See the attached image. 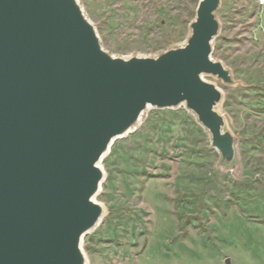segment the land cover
<instances>
[{
    "label": "water",
    "instance_id": "1",
    "mask_svg": "<svg viewBox=\"0 0 264 264\" xmlns=\"http://www.w3.org/2000/svg\"><path fill=\"white\" fill-rule=\"evenodd\" d=\"M219 5L199 0L183 45L124 58L102 47L78 0H0V264H86L99 164L147 108L185 106L218 165H235L222 93L204 78L235 84L212 58Z\"/></svg>",
    "mask_w": 264,
    "mask_h": 264
},
{
    "label": "rangeland",
    "instance_id": "2",
    "mask_svg": "<svg viewBox=\"0 0 264 264\" xmlns=\"http://www.w3.org/2000/svg\"><path fill=\"white\" fill-rule=\"evenodd\" d=\"M102 47L117 57L183 45L199 0H78ZM212 58L234 85L217 106L237 138L232 168L185 106L150 108L101 166L99 224L82 240L87 264H264V7L220 0Z\"/></svg>",
    "mask_w": 264,
    "mask_h": 264
},
{
    "label": "bare ground",
    "instance_id": "3",
    "mask_svg": "<svg viewBox=\"0 0 264 264\" xmlns=\"http://www.w3.org/2000/svg\"><path fill=\"white\" fill-rule=\"evenodd\" d=\"M150 108H147L145 111H143L141 114H140V116H139V119H138V121L135 123V125H134V127H132L130 130L131 131H133L134 129H136L140 124H141V122L143 121V119H144V117H145V115H146V112L149 110ZM131 131H129V132H131ZM127 134V133H126ZM125 135V134H124ZM110 149V148H109ZM108 152H109V150L105 153V155L106 154H108ZM104 155V156H105ZM99 166L101 167V169H102V172H103V179H104V171H103V168H102V166H101V164H99ZM102 208H103V206H102ZM103 215H104V208H103V213H102V215H101V217H100V219H99V222H100V220L102 219V217H103ZM99 224V223H98ZM84 252V251H83ZM85 254V253H84ZM85 258H86V264H87V257H86V255H85Z\"/></svg>",
    "mask_w": 264,
    "mask_h": 264
},
{
    "label": "built area",
    "instance_id": "4",
    "mask_svg": "<svg viewBox=\"0 0 264 264\" xmlns=\"http://www.w3.org/2000/svg\"><path fill=\"white\" fill-rule=\"evenodd\" d=\"M257 5H258L260 8H263V7H264V0H257ZM262 30H263V34H264V28H263Z\"/></svg>",
    "mask_w": 264,
    "mask_h": 264
}]
</instances>
